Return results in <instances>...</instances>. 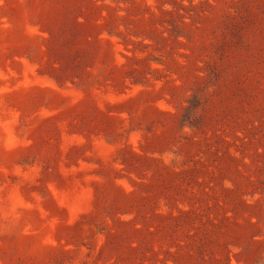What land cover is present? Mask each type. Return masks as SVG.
<instances>
[{"label":"rangeland","instance_id":"1","mask_svg":"<svg viewBox=\"0 0 264 264\" xmlns=\"http://www.w3.org/2000/svg\"><path fill=\"white\" fill-rule=\"evenodd\" d=\"M0 264H264V0H0Z\"/></svg>","mask_w":264,"mask_h":264}]
</instances>
